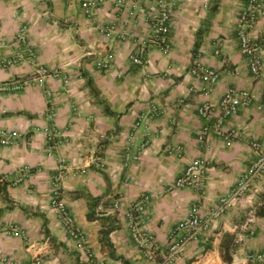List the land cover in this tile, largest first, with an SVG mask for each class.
I'll return each mask as SVG.
<instances>
[{"label":"crops","instance_id":"0c3cea01","mask_svg":"<svg viewBox=\"0 0 264 264\" xmlns=\"http://www.w3.org/2000/svg\"><path fill=\"white\" fill-rule=\"evenodd\" d=\"M84 1L0 0V57L11 62L0 65V135L16 132L11 144L0 143V264H160L171 232L199 199L207 226L173 264H247L249 254L264 253V173L241 202L208 220L256 158L252 143L264 146V82L253 76L237 31L248 0H174L171 48L150 44L145 65L131 59L135 40L120 34H139L142 9L125 24L115 0H96L91 15ZM263 37L264 15L251 31L254 42ZM101 61L109 66L99 68ZM195 62L219 71L208 94L191 71ZM230 87L252 92L253 102L225 121L233 137L201 142ZM203 102L213 108L209 118L199 114ZM198 158L205 159L203 189L174 188ZM56 174L92 259L51 207ZM143 201L141 229L156 243L155 260L127 219Z\"/></svg>","mask_w":264,"mask_h":264},{"label":"built area","instance_id":"2783aa9c","mask_svg":"<svg viewBox=\"0 0 264 264\" xmlns=\"http://www.w3.org/2000/svg\"><path fill=\"white\" fill-rule=\"evenodd\" d=\"M143 1V2H141ZM142 3V4H141ZM96 0H85L83 10L91 15L96 6ZM117 11L120 12L125 24H128L131 17L137 16V10L142 9V28L136 36L131 30H122V37L130 36L135 40V46L139 51L131 53L133 62L145 65L146 48L152 44L168 52L172 44V29L174 26L175 2L174 0H115ZM264 15V0H248L245 7L240 11L238 18V37L242 52L248 58V64L253 76L264 82V62L262 49L264 47V37L260 43H256L251 38V31L257 26L260 16ZM101 30L107 34L116 32V26H101ZM131 34V35H130ZM221 54L220 50H216ZM110 60V59H109ZM11 62L0 57V65H9ZM99 68L109 66L108 61L98 62ZM193 74L201 78L206 83L205 93L214 90L219 81V71L203 63L195 62L191 68ZM253 102V94L250 91L236 87L228 88L220 101V115L213 125H205L199 135V140L204 142L212 134L233 137L236 132H229L224 129L225 121L235 115L242 106L250 105ZM258 108L264 111V93L262 102ZM199 114L204 118H209L213 114V108L208 102H203L199 107ZM16 132L3 133L0 135V143L8 145L13 142ZM257 156L250 164L248 170L241 176L236 186L227 194L219 198L216 206L211 210L209 219L218 218L227 210L241 202L244 197L251 192L253 182L264 173V146L261 142L252 143ZM205 159L198 158L188 164V166L177 177L174 188H193L202 190L205 183ZM145 202L136 203L127 212V219L132 231V236L140 248L145 250L146 256L155 260L157 256V246L151 235L141 229V216L144 214ZM51 207L57 217L63 222L67 232L75 240L76 248L82 256L92 259L94 254L87 242L86 235L77 224L75 216L70 211L67 200L63 193L61 174H56L52 181ZM120 200L115 201L114 208L119 209ZM136 212L139 214L137 215ZM249 222L253 220L255 211L250 210ZM207 226V220L201 215L200 199L197 200L190 209L189 215L182 219L173 229L170 235L169 253L160 264H173L181 257L183 247L191 240L197 239ZM247 264L264 263V253L249 254Z\"/></svg>","mask_w":264,"mask_h":264},{"label":"trees","instance_id":"16d2710c","mask_svg":"<svg viewBox=\"0 0 264 264\" xmlns=\"http://www.w3.org/2000/svg\"><path fill=\"white\" fill-rule=\"evenodd\" d=\"M196 46H198V43L196 44ZM89 83H91L90 79H89ZM95 204H97L96 202H94ZM116 220L114 221H111V225L110 227L107 228V230L105 232H103V241L106 243V244H111V241H110V237H109V234L111 233V231L115 228V224L114 223ZM125 261V260H124ZM126 263V261H125Z\"/></svg>","mask_w":264,"mask_h":264}]
</instances>
